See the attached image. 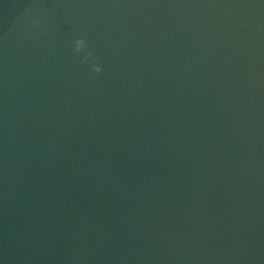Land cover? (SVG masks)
Segmentation results:
<instances>
[{"label":"water","instance_id":"95a60500","mask_svg":"<svg viewBox=\"0 0 264 264\" xmlns=\"http://www.w3.org/2000/svg\"><path fill=\"white\" fill-rule=\"evenodd\" d=\"M0 264H264V0H0Z\"/></svg>","mask_w":264,"mask_h":264},{"label":"clouds","instance_id":"9594fccd","mask_svg":"<svg viewBox=\"0 0 264 264\" xmlns=\"http://www.w3.org/2000/svg\"><path fill=\"white\" fill-rule=\"evenodd\" d=\"M73 51L76 54H83L82 63L92 61L91 71L99 74L101 72V68L96 65L94 58L92 57V53L87 51V43L83 38H77L73 41Z\"/></svg>","mask_w":264,"mask_h":264}]
</instances>
